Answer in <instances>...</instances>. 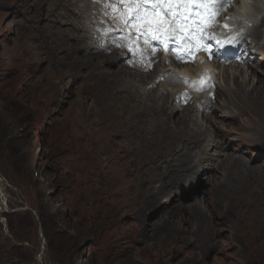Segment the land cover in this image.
<instances>
[{"label": "rangeland", "instance_id": "374dc122", "mask_svg": "<svg viewBox=\"0 0 264 264\" xmlns=\"http://www.w3.org/2000/svg\"><path fill=\"white\" fill-rule=\"evenodd\" d=\"M61 2L73 6L72 0H0V264H264V104L242 96L237 86L243 81L248 90L264 89L257 49L264 35L241 41L232 59L217 58L213 89L206 93L217 94V105L204 112L173 100L171 119L195 110L190 134L205 130L202 146L214 139L222 144L208 150L213 160L180 171L184 141L176 127L161 131L150 109L154 94L167 93L165 77L145 84L144 93L138 86L144 83L134 79L132 90L147 103L131 99L130 78L116 73L131 57L111 63L106 57L112 49L90 48L70 22L62 23ZM99 2L89 0L84 9L82 20L96 15L93 23H82L84 32L113 20L108 10L94 9ZM238 6L232 0L225 8L232 12L225 11L217 32ZM245 45L249 57L237 69ZM167 55H161L164 66ZM250 63L260 70L253 78ZM225 94L233 96L230 106ZM248 108L257 111L251 122ZM118 128L124 138L116 136ZM110 142L119 143L114 152ZM172 152L183 155L171 161ZM231 158L238 161L229 168ZM169 164L177 167L172 173Z\"/></svg>", "mask_w": 264, "mask_h": 264}, {"label": "bare ground", "instance_id": "6f19581e", "mask_svg": "<svg viewBox=\"0 0 264 264\" xmlns=\"http://www.w3.org/2000/svg\"><path fill=\"white\" fill-rule=\"evenodd\" d=\"M111 1H113V0H110L107 2L104 0H100V2L94 6V9L97 11L108 10V12H107V13H109L108 19H113L111 21L104 20L103 26L96 27L97 30L95 29V32H93L92 30H87V32H84L83 26H82V23H84V24L93 23V21L90 20L91 15H94L93 13L88 15L87 21L82 20V17L84 15V9L86 7L87 8L89 7V6H87V5H89V0H86L85 3H83V4L80 2H76V1L72 0V3H73L72 7H71V2H69L68 5L65 4V3H67L66 1L64 4L61 2V4H62L61 6H63V11H60V15L62 18H64V21H62V23L63 22H65V23L70 22L71 25L73 26V28H75L76 31H78V33H80L79 35L84 36V38L88 41L90 48H92L93 50L103 51L105 48L106 50L108 49V51H109L110 49H112L113 55L106 57L107 61H110L111 63L120 61L125 56L131 57L133 62L128 64V65L121 66L119 68V70H117V72H116L117 74L120 75L119 78H121V75L128 77L127 80L130 78V80L126 84L128 86V90H130L129 95H130L131 99H133L135 101H141L143 104L147 103V101H145L144 98L137 96L135 94V91L132 90V88H131L132 85H134V83H136V81H134V79H137L138 82L144 83L142 85H140V84L138 85L139 89L143 90V93H144V89H145L146 85H150V84L155 83L157 78L165 77V80L162 82V88L166 89L167 93H164L162 96H158V95L154 94L153 97L150 98V100L153 103L151 105L150 109L154 110V114L156 115V117L159 118V122L161 123L160 127L162 129L161 131H165L171 127H176L177 134L178 133L180 134L179 138L181 139V141H184L183 144L185 146H183V149L185 150V152L184 151L183 152H184V155L186 156L188 161L185 162L184 160L186 158L184 160H183V158H181V156L183 154L181 155V154H178L176 152H172L173 155H172L171 161L178 160L179 158L182 159L180 166H178L180 171H182L184 169V167L185 168L189 167V165H191V164H194L193 165L194 167L195 166L201 167V165H203L205 163V161L213 160L210 153H209L210 151H208V150L213 148V147L219 150V148L222 147L221 142L217 141V139L216 140L214 139V140L210 141L207 145L204 144L203 146H205V145L206 146L203 148L202 143H201L203 139L201 137H204L207 134L205 132V130L202 131L201 133L196 132L194 134H190V132H189V128H191L190 123H192L194 120V111L195 110L193 111L192 109H190L188 111V113H184L183 116L181 115L182 116V117H180L181 121L180 120L175 121L174 119H171L172 118L171 110L177 108V107H174L173 100L174 101H176L175 99H177V101L181 100L180 103H183L185 105V107H187L188 105L189 106L196 105V106H198V109L203 110L204 112H205V110L208 111V109H211V106L213 107V105H217L216 102H214V100L217 98V94H216V97H214V98L212 96H210V94H206L209 90L213 89V86L211 84H213V78L217 76V67L219 66V63L217 62V58L220 57V58L225 59V60L232 59V58H234L233 54L237 49V45L241 41H245V40L250 39V38L257 40L264 35V31L262 30V29H264V6L257 3L256 0H238L239 11L234 13L233 17L224 16V19H226V22H227L225 24L224 29H219V32H217L216 35L215 34L213 35V34H211V32H208L209 31L208 29L203 30V32L199 31V34L201 35L202 41L204 43H211L213 41L212 38H214L216 40V42H215L216 47L218 46L217 50H215V51L212 50L211 53H207L206 51H204L202 54H200L198 56H193L194 47H192V44H185L184 46L179 47L181 40L174 41L172 43V46H171V49H173V50L166 52V54H168L166 62H165L167 65L164 66V59L161 56L162 54H155L153 52V47L151 45H150V47L147 46L149 44L146 41L147 36H149L148 33H145L143 31V29L139 30V27L141 25H144V23L143 22H137V23L135 22L136 28H134V26L132 25V22H129L128 26H123V23H121V20H123V19L127 20L128 16L126 14H119L118 16H115V14H114L115 10L113 8V4ZM211 1H213V0H211ZM250 1H254V3H257L258 6H255V7H257V11H253V6L251 5ZM117 3L119 5H122L123 0H117ZM145 4L149 5V6H157L158 5L155 2V0H146ZM81 6H84V7H81ZM219 6H222L223 8H227V6L231 7V0H224L222 2V4L216 2V3H213V5L207 6L206 9L209 10L208 17L210 18L209 19L210 24H213V25L216 24L215 18L213 15V10ZM254 10H255V8H254ZM49 11H51V10H49ZM163 12H165V11H163ZM56 13L57 12L48 13V14L49 15H57ZM237 13H239V15H237ZM94 16L96 17V15H94ZM147 18L152 20V22L155 24V21L159 20V13L157 11H155V12L152 11L149 14H147ZM257 18H259L258 19L259 21H257ZM53 19H55V18H53ZM217 20H219L221 22L220 16L217 18ZM56 21H57V18H56ZM251 23H253V24L251 25ZM110 27H112L115 30V32L109 31ZM65 34L70 35L67 32ZM140 36L143 40L140 38ZM113 37H118L119 40H122L121 44H116L115 42H113L111 39ZM182 37H186V34L185 33L182 34ZM188 38H190V37L188 36ZM263 38H264V36H263ZM139 39L141 42L139 41ZM149 39H151V38L149 37ZM151 41L153 44H157L159 40L151 39ZM75 46L77 48V45H75ZM83 46H85V45L84 44L81 45V47H83ZM257 49L259 50L261 58L263 60L261 63H264V41L262 44H260V43L258 44ZM72 50H74V49H72ZM119 51H121V53L118 55L117 53H119ZM249 52H250L249 46L245 45L243 47L241 57L238 56L236 58V63H234L236 68H237V65H239V63H238L239 61L242 60V62L246 63V60L249 57ZM222 53H224V56L222 55ZM211 55H214V57H215L214 62L210 61L212 59ZM158 58H161V60L159 61V63H156L158 61ZM184 59H191V60H193V62L196 60V62H194V63H195V65L196 64L198 65L197 68L195 67L196 68L195 71L197 72L196 74L198 76H196V77L191 76V74L193 73L192 70H194L193 64H192L193 62L191 61L190 63L183 64ZM82 61H83V59L80 60V62H82ZM104 61L105 60L100 61V64H103ZM153 62H155V65H154L153 70L150 71L153 73L149 72L150 75H147V71H146L145 67L151 65ZM180 63L182 64V66L179 65ZM140 64L141 65L143 64V66L145 64V67L143 69H140ZM169 65H173L174 67L173 68L166 67ZM131 67L134 69H137V71L132 72ZM177 69H179V70H177ZM235 71H237V70H235ZM247 71H250V75H252V78H253V75L260 70L258 68H256L253 64L250 63L248 65ZM244 73H245V71L242 70L239 76H243ZM259 76H261L260 79L262 81H264V75H262L260 73ZM235 77L236 76H234V78ZM124 79H125V77H124ZM185 86L187 87V89H190L192 91V93H189L188 96L186 93V89L184 88ZM237 86H238V91L242 96H244V97H251V96L253 97L254 96V98L259 97L261 99L262 103L264 104V89L261 88V86L257 85V86H254L252 89L248 90V88H247L248 83L247 82L245 83L243 81H239L237 83ZM158 87L159 86H157V88ZM157 88H155V89H157ZM215 89L217 92L219 87L215 88ZM200 93H202V94H200ZM140 94H142V92ZM147 94H149V93L147 92ZM198 95H201V96H198ZM187 97H190V99L185 100ZM232 97L233 96L231 94L230 95L225 94V99H224L225 105H228V106L231 105V102L233 101ZM138 103H140V102H138ZM159 105L163 107V110L160 111V109L159 110L155 109ZM185 110L186 109H184V111ZM196 110H197V108H196ZM196 112H199V110H197ZM204 112H203V116H204ZM247 113H248V119L250 122H251V118L254 115H257V111H254L251 108H248ZM171 123H173L174 125H171ZM176 123L181 124V126L180 127L175 126ZM82 131H83V136L85 137L84 130L82 129ZM117 135H121L124 138V133L122 132V130L117 132L116 136ZM83 136H81V137L83 138ZM220 136L221 135L218 132L215 137L218 138ZM88 139L92 142L91 136L88 137ZM190 140H192V141H190ZM83 141H85V140H83ZM86 142H88V141H86ZM91 142H89V143L92 144ZM110 146L111 147H109V149L112 152H114L117 149V147L119 146V143L110 142ZM193 146H195L196 147L195 149L198 150L196 152H197V157H199V160L196 162H194L192 159V157L195 158L192 154ZM203 150L205 152L204 154L202 153ZM114 158H115V155H114ZM226 158L229 161L228 157H226ZM243 160L244 159H242V161ZM230 161H231V163L233 162L234 164L230 165L229 168H231L232 166H235V164H236L235 162H237L238 160L235 161L231 158ZM245 163H247V162H245ZM171 164H169L168 168H170V170H171L170 172L172 173L174 170H176L177 167H175L174 169L173 168L171 169ZM236 166L238 168V165H236ZM244 170H246V169H244ZM212 171H217V167L215 165H213ZM215 177H216V173H213L212 177H211V181H215ZM171 178H172V176H171ZM221 187H222V185H221Z\"/></svg>", "mask_w": 264, "mask_h": 264}, {"label": "snow or ice", "instance_id": "6c2138e0", "mask_svg": "<svg viewBox=\"0 0 264 264\" xmlns=\"http://www.w3.org/2000/svg\"><path fill=\"white\" fill-rule=\"evenodd\" d=\"M146 9L143 7V4H141L137 10L133 13V18L135 19V21L137 22H143L144 23V26L145 28H150V27H153V22L148 20L147 18H145L142 13L145 12ZM156 9L154 8L153 9V12H155ZM180 17H177V20H179ZM167 22L160 19V20H157L155 21V26L157 27V29H160V28H163L165 26Z\"/></svg>", "mask_w": 264, "mask_h": 264}]
</instances>
